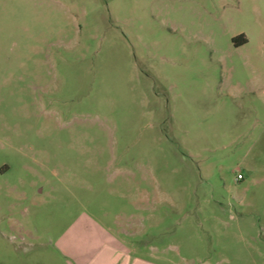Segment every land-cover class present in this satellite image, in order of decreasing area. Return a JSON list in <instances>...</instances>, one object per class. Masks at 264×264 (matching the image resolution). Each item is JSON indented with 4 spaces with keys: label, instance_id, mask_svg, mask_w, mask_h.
Segmentation results:
<instances>
[{
    "label": "rangeland",
    "instance_id": "obj_1",
    "mask_svg": "<svg viewBox=\"0 0 264 264\" xmlns=\"http://www.w3.org/2000/svg\"><path fill=\"white\" fill-rule=\"evenodd\" d=\"M89 218L159 264H264V0H0V264Z\"/></svg>",
    "mask_w": 264,
    "mask_h": 264
},
{
    "label": "crops",
    "instance_id": "obj_2",
    "mask_svg": "<svg viewBox=\"0 0 264 264\" xmlns=\"http://www.w3.org/2000/svg\"><path fill=\"white\" fill-rule=\"evenodd\" d=\"M54 255L57 264H159L137 253L119 234L94 226L90 218L80 229L76 226L68 240L54 244Z\"/></svg>",
    "mask_w": 264,
    "mask_h": 264
},
{
    "label": "flooded vegetation",
    "instance_id": "obj_3",
    "mask_svg": "<svg viewBox=\"0 0 264 264\" xmlns=\"http://www.w3.org/2000/svg\"><path fill=\"white\" fill-rule=\"evenodd\" d=\"M235 41H237V40H241V42L239 43V45H242V44H245V43H247V41H248V38L244 35V34H238L237 36H235L234 38H233Z\"/></svg>",
    "mask_w": 264,
    "mask_h": 264
}]
</instances>
